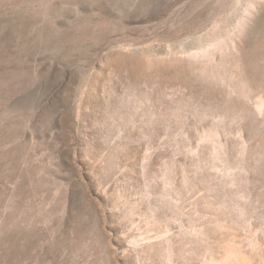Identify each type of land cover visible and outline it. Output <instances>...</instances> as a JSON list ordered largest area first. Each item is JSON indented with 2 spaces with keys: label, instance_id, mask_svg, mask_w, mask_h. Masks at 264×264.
Segmentation results:
<instances>
[{
  "label": "rangeland",
  "instance_id": "obj_1",
  "mask_svg": "<svg viewBox=\"0 0 264 264\" xmlns=\"http://www.w3.org/2000/svg\"><path fill=\"white\" fill-rule=\"evenodd\" d=\"M0 264H264V0H0Z\"/></svg>",
  "mask_w": 264,
  "mask_h": 264
}]
</instances>
